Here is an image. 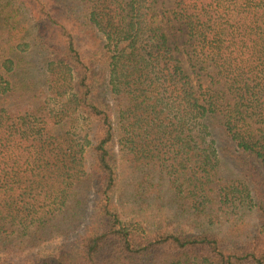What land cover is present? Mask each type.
<instances>
[{"label": "trees", "instance_id": "trees-1", "mask_svg": "<svg viewBox=\"0 0 264 264\" xmlns=\"http://www.w3.org/2000/svg\"><path fill=\"white\" fill-rule=\"evenodd\" d=\"M175 3L192 53L230 99L194 84L175 59V29L157 22L158 0H0V264L81 227L74 251L29 264H264V225H219L241 193L264 221V0ZM76 27L103 42L110 108L90 100ZM21 66L32 103L13 112ZM117 154L136 173L137 203L168 176L172 222L187 230L122 222ZM224 155L247 166L241 180L227 175Z\"/></svg>", "mask_w": 264, "mask_h": 264}, {"label": "rangeland", "instance_id": "rangeland-1", "mask_svg": "<svg viewBox=\"0 0 264 264\" xmlns=\"http://www.w3.org/2000/svg\"><path fill=\"white\" fill-rule=\"evenodd\" d=\"M175 0H158L156 9V15L158 23L162 28L165 25H169V21L175 29L172 34L175 35V42L177 45V51L174 52L175 59L185 69V71L193 78L194 84L200 82L204 87H208L211 90H220L225 93V97L230 99L227 88L222 83H216L217 79L213 68L209 67L207 62H204L200 57L192 53L193 41L189 38L187 29L183 22H175ZM33 8V15L38 17V10ZM77 28V27H76ZM50 34H53L56 47L61 48L62 39L59 38V32L57 30L50 29ZM77 32V33H76ZM76 33V34H75ZM76 38V46L83 58L84 63L89 67V83H90V100L98 107H109L108 102H111L110 92H107L105 84H107V65L103 61L102 56L98 54V51L102 50V44L100 37L95 32H92L89 28H77L74 32ZM99 45V48L97 47ZM103 51V50H102ZM199 58V59H198ZM24 70L20 71L18 76L13 80L17 86L16 91L8 106H11L13 112L23 111L32 103L30 95L26 93L24 86L26 85V74L28 68L21 66ZM200 68H204L198 71ZM197 73V74H196ZM116 153V150H115ZM114 167L118 175V192L116 195L117 203L115 202V211L120 215L122 222L130 223H142L147 229L158 227L159 229L172 228L173 225L188 229V225L178 219L177 222H172L174 215H179L178 208L173 204L174 192L169 188L168 176L164 173L158 175L157 192H148L143 195L141 203H137L133 200L131 195V187H134L133 181L136 173L127 163L122 162L120 155L116 156ZM223 157L224 166H226L227 175L233 177L234 180H241V176L238 170L246 172L247 166L241 164L240 167L236 166L234 161L230 160L228 156L225 159ZM91 163V162H90ZM92 170L93 167H91ZM259 183V181H258ZM132 185V186H131ZM96 186L92 187V192L88 196V202L86 203V214L89 215L94 203V192ZM263 201H264V186ZM256 198V192H253ZM145 198V199H144ZM236 208L225 209L230 214L225 216L222 212L219 216L222 218V227H229L233 225L234 219H237L236 226L241 230H248L252 232L259 231L261 226L264 225V221L261 220L259 213L256 211L258 206L257 200H251L244 193H241L240 198L235 202ZM234 205V206H235ZM229 219H226V218ZM240 218V220H239ZM242 221V222H241ZM145 222V223H144ZM240 222V223H239ZM87 226V225H86ZM83 227L78 228L76 231L71 232L68 236L61 238L58 241L51 242L41 246L38 249L26 251L20 254H11L7 257L8 264H29L30 262L39 261L48 255L60 254L61 252H72L74 247L77 246V240L83 233ZM243 235V234H242Z\"/></svg>", "mask_w": 264, "mask_h": 264}]
</instances>
